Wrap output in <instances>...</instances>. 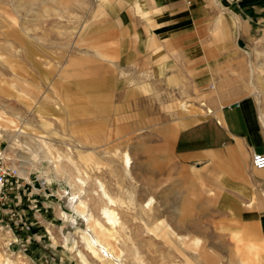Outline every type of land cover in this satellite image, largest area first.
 <instances>
[{"label": "rangeland", "instance_id": "1", "mask_svg": "<svg viewBox=\"0 0 264 264\" xmlns=\"http://www.w3.org/2000/svg\"><path fill=\"white\" fill-rule=\"evenodd\" d=\"M104 1L0 0V108L28 121L16 150L28 156L36 148L38 159L11 160L27 172L0 205V264H264V236L241 221L217 175L180 163L173 151L182 129L219 106L212 83L196 84L187 57L160 56L156 44L125 32L123 11L132 9ZM225 93L222 102L236 98ZM13 129L0 127V146L16 158L7 150L15 140L3 134ZM36 138L51 144L56 169L41 159L46 148ZM97 179L118 200L123 224L114 242L105 238L108 247L75 213L85 215L75 207L80 198L103 221Z\"/></svg>", "mask_w": 264, "mask_h": 264}, {"label": "crops", "instance_id": "2", "mask_svg": "<svg viewBox=\"0 0 264 264\" xmlns=\"http://www.w3.org/2000/svg\"><path fill=\"white\" fill-rule=\"evenodd\" d=\"M121 4L132 9L123 11L129 19L125 32L146 46L156 44V53L163 49L164 55L187 57L197 85L216 83L219 97L212 98L219 106L182 129L173 151L180 163L217 175L223 185L220 192L234 201L241 221L264 236V169L252 162L254 153H264V0H121ZM136 8L148 15L147 21L137 17ZM220 20L221 27L216 23ZM238 73L246 75L237 80ZM227 87L236 92L225 93ZM248 87L251 92L235 96ZM221 93L236 98L225 103L218 99ZM75 213L89 227L87 216Z\"/></svg>", "mask_w": 264, "mask_h": 264}, {"label": "bare ground", "instance_id": "3", "mask_svg": "<svg viewBox=\"0 0 264 264\" xmlns=\"http://www.w3.org/2000/svg\"><path fill=\"white\" fill-rule=\"evenodd\" d=\"M157 52H158L157 54H159L160 56L164 55V51L162 49H159ZM215 84L213 85L214 87H213V90L211 92L215 96L219 97V92H218V89H217ZM218 99H220V98H218ZM34 104H36V103H34ZM36 105H38V104H36ZM185 105H186L185 102H183L182 106L186 107ZM202 105H206V102H202ZM45 120L46 121H44L43 124L49 125L50 124L49 120H47V119H45ZM27 122L28 121H25V119L23 118V116L19 110L14 114V117H7L6 115H4V112L1 111V108H0V127L3 129V132H7L8 130L13 129V128H14L13 130L16 131V134L14 136H11V135L6 134V133H3V134L6 135L11 141L15 140L13 144L7 146V150L9 149L13 153H15L17 151V154L15 153L17 155V157L12 158L9 153H7V156L10 159V166L12 168L16 169L18 171V174H20L21 176H24L26 174L27 170L19 169V168L15 167L14 165H13L14 166L13 167L11 165V160L14 161V160L20 159L21 161H23V163H27V162L33 163V162L38 160L35 157L36 148L32 149V150H34V154H30L28 156L25 155L24 153H20L19 150H16V148H18L20 146L18 143L19 140L17 139V135L20 136L19 134H22L24 132V130L21 128V125L23 126ZM35 142H37V144L42 143L46 148V149H43V153L40 156L41 159L48 158L49 161L53 164V166H55V169H56L57 165L54 164V161L51 158L52 156H53V158L55 157L53 154H51V144H49L46 140H44L42 138H36ZM68 148L71 149V147H68ZM58 157H60V155H58ZM122 159L124 161V164H123L124 173H126L127 175H130L131 158H130L128 152H126V151L123 152ZM76 180L79 183V185L81 186V188H82V186H84L86 184V180L82 177H77ZM97 184H98V191L100 192V196L102 197V199L105 200V204L101 207L103 221L97 217L92 216V214L88 210H85L86 205L84 204L83 199L77 198L78 200L75 204V207L78 210L85 213L89 222L93 223L94 226H91V229L93 230V232L95 234L97 242L104 244L103 242L106 241L105 238H107L111 241L113 240V242H114V240H116L120 234V229H123V224L120 220L118 212L116 211V209L114 207V205L118 204L117 203L118 200L115 198V196H113L107 190L106 184L102 180L97 179ZM80 192H81V194L84 193L82 190H80ZM152 201H153V198L151 197L147 201V203L144 204V206L145 207L151 206ZM7 233L8 232H6V234ZM81 238L84 242L87 241V238L84 234H82ZM88 243H89L91 248L94 247L93 244H90V242H88ZM104 245L106 247H108L109 243L105 242ZM110 246H111V248H113V251L116 254V257H118L119 259L122 258L121 254L123 251L118 250L113 243ZM6 264H9V262L6 261Z\"/></svg>", "mask_w": 264, "mask_h": 264}, {"label": "built area", "instance_id": "4", "mask_svg": "<svg viewBox=\"0 0 264 264\" xmlns=\"http://www.w3.org/2000/svg\"><path fill=\"white\" fill-rule=\"evenodd\" d=\"M252 162L255 168L264 169V153H254ZM18 178V171L10 166L6 148L0 146V205L8 201L10 191L16 186L15 181Z\"/></svg>", "mask_w": 264, "mask_h": 264}]
</instances>
